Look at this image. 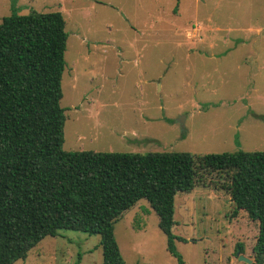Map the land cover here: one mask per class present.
<instances>
[{
	"label": "rangeland",
	"instance_id": "obj_1",
	"mask_svg": "<svg viewBox=\"0 0 264 264\" xmlns=\"http://www.w3.org/2000/svg\"><path fill=\"white\" fill-rule=\"evenodd\" d=\"M51 11L68 34L64 150L264 151V0H0V21ZM219 180L206 175L175 195L172 232L185 239L175 241L184 264L253 260L258 224L243 211L231 217ZM114 234L125 264H178L146 199ZM102 260L98 234L60 229L13 264Z\"/></svg>",
	"mask_w": 264,
	"mask_h": 264
},
{
	"label": "trees",
	"instance_id": "obj_2",
	"mask_svg": "<svg viewBox=\"0 0 264 264\" xmlns=\"http://www.w3.org/2000/svg\"><path fill=\"white\" fill-rule=\"evenodd\" d=\"M67 38L60 11L12 13L0 21V264L25 259L60 229L98 234L102 264H125L114 225L140 199L157 215L167 251L184 264L175 241L185 239L172 232L175 195L209 174L229 195L231 217L243 211L257 222L253 261L264 264V151L63 149ZM236 251L243 252L241 244Z\"/></svg>",
	"mask_w": 264,
	"mask_h": 264
},
{
	"label": "water",
	"instance_id": "obj_3",
	"mask_svg": "<svg viewBox=\"0 0 264 264\" xmlns=\"http://www.w3.org/2000/svg\"><path fill=\"white\" fill-rule=\"evenodd\" d=\"M180 124L182 127H184V121L183 118L179 119ZM238 257L240 260L246 262L247 264H257L255 261H253L251 258L244 256L243 254H238Z\"/></svg>",
	"mask_w": 264,
	"mask_h": 264
}]
</instances>
